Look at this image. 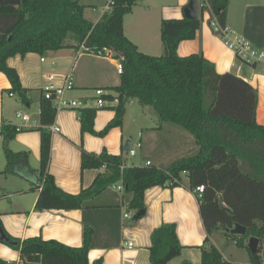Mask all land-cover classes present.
Returning a JSON list of instances; mask_svg holds the SVG:
<instances>
[{"label":"trees","instance_id":"obj_1","mask_svg":"<svg viewBox=\"0 0 264 264\" xmlns=\"http://www.w3.org/2000/svg\"><path fill=\"white\" fill-rule=\"evenodd\" d=\"M140 0H109L96 22L84 15L85 5L79 0H0V72L10 83V92L23 103H29L28 89L21 86L15 68L7 63L9 57L33 52L44 55L48 51L73 48L95 54L105 49L120 59V83L109 89V101L114 115L96 131L93 126L97 108H78L82 134L105 136L110 129L122 125L125 105L136 98L143 106H151L159 127L164 124L187 131L197 149L175 159L167 168L153 164L128 165L125 154H112L106 149L99 153L82 150L80 168L99 169L90 186L72 194L60 188L47 171L51 131L56 108L51 99H39L40 161L35 201L36 210H70L118 205L117 200L99 202L100 195L121 182L129 192L127 210L135 213L145 209L144 192L153 186L178 185L185 173L193 191L204 189L199 199V212L207 234L217 229L236 239L239 247L248 251L246 235L228 231L236 223L251 230L259 238L250 264H262L260 255L264 243V125L256 122L257 90L245 79L231 72L218 73L215 65L201 53L180 56V41L192 39L200 25L203 11L208 9L209 20L214 15L221 25L226 24L229 0H206L197 18H162L160 55L144 53L123 31L124 15L131 12ZM21 130L16 125L3 123L0 127L5 157L3 173L30 177L26 151H13L8 142ZM27 178V179H28ZM115 197L118 193L115 192ZM141 217V216H139ZM0 227L7 239L0 242L19 252L25 264H88L92 228L84 225L82 244L71 246L57 239L31 236L18 239ZM16 242V244H14ZM149 260L152 264H166L182 249L174 223H161L150 235ZM200 264H239L223 258L208 239L200 246ZM0 264L6 261L0 259ZM93 264H102L97 258ZM182 264H190L183 261Z\"/></svg>","mask_w":264,"mask_h":264},{"label":"crops","instance_id":"obj_2","mask_svg":"<svg viewBox=\"0 0 264 264\" xmlns=\"http://www.w3.org/2000/svg\"><path fill=\"white\" fill-rule=\"evenodd\" d=\"M79 1L85 5V17L92 22L100 18L108 4L105 3L102 12L93 19L92 14L87 13L89 8L87 1ZM188 1L140 0L131 12L124 15V34L142 52L153 55L162 53L160 20L182 17L183 8ZM196 1L200 17V6L204 0ZM209 14L208 9L203 11L195 37L180 41L177 54L185 56L201 53L215 65L218 73L231 72L247 80L257 90L256 122L264 125V63L248 65L239 59L219 36L213 33L208 24ZM128 16L130 17L128 30L132 37L127 34L125 27V17ZM226 25L247 43L264 50V0H229ZM116 61L113 57L83 53L73 48L48 51L44 55L30 52L24 56L15 55L7 59L8 65L16 69L21 86L28 89L30 102H21L15 93L9 96V80L0 72V127L7 123L21 128L8 142V146L13 151H26L28 167L33 171L29 178L23 177L19 165L17 174L3 173L5 161L0 133V223L3 229L18 239L41 236L44 239L54 238L71 246H80L82 229L87 225L92 228L88 264H93V261L100 257L102 264H152L149 260L152 230L163 222L174 223L177 237L183 247L180 254L166 264H182L183 261L200 264V246L204 244L206 238L226 260L250 264V260L243 261V257L238 254L244 247H239L236 239L226 236L223 229L207 234L199 212V199L191 190L185 173L181 175V180L176 186L157 185L147 188L144 192V213L138 218H133L134 211L127 210L131 194L114 189L103 192L98 199L102 203L115 199L118 205L70 210L35 209L38 190L32 186L38 182L40 161V132L37 129L40 126L41 86L49 77L60 78L61 75L72 72L74 87L65 93L66 96L82 100L83 107H94L85 103L87 98L93 96L90 92L94 88L108 91L120 83ZM111 91V94H114L113 90ZM114 105L116 102H109L97 109L93 122L96 131H100L112 119ZM16 111L27 113L29 111L30 121L24 123L16 118ZM13 113L15 120L12 117ZM51 125L58 127L59 130L52 131ZM51 125L47 171L53 175L55 183L60 188L72 194L90 186L96 174L104 171V167L82 171L80 168L82 150L99 153L106 149L112 154H125L124 146L127 141L130 148L140 142L141 147L137 149L135 156L128 157L125 154L128 165H140L146 160L161 161V150L169 153L176 148L183 152L179 156L181 157L197 149L191 134L169 124L159 127L158 118L152 107L136 104L132 98L128 99L125 105L122 125L113 127L103 137L81 133L78 108L56 109ZM182 142H191V146L183 151ZM133 159H136V162H133ZM114 191L118 193L117 197ZM125 212L130 218L123 217ZM223 237L232 239L233 244L230 246ZM126 242H132L133 245L128 247L125 245ZM247 242L248 238L245 240V243ZM229 247H234V250L231 251ZM261 248L260 255L264 264V244ZM0 259L6 261V264L8 262L14 264L21 260L17 250L2 242Z\"/></svg>","mask_w":264,"mask_h":264},{"label":"built area","instance_id":"obj_3","mask_svg":"<svg viewBox=\"0 0 264 264\" xmlns=\"http://www.w3.org/2000/svg\"><path fill=\"white\" fill-rule=\"evenodd\" d=\"M206 1V0H204ZM107 9V6H106ZM210 12V11H209ZM211 14V12H210ZM211 30L213 33L217 34L219 38L222 40V42L230 48L235 55L241 59L243 62H245L248 65H253L257 63H264V50H261L259 48L254 47L253 45L247 43L242 37L237 35L234 31H232L226 24L221 25L217 21L216 17L212 15V18L208 22ZM105 53L103 51H99L95 53V55L99 56H108L113 57V53L110 50L105 49ZM43 59V58H42ZM41 59V60H42ZM115 59V58H114ZM116 68L117 71L120 73L122 70V64L120 59H116ZM59 79V81L57 80ZM74 87V77L72 72H68L66 74H63L60 76V78L57 77H49L47 82H45L41 86V95L46 99H51L53 102V105L56 109H76L84 106V102L82 100L78 99H72L66 96V92L73 89ZM94 98L96 101V107L97 109L102 108L105 106L106 98L105 96L109 93L105 91L103 88H94ZM9 96H13V93H9ZM113 101L117 102V99H114ZM16 118H19L24 123H27L30 121V115L27 112H15ZM17 128H20L17 126ZM50 129L52 131H58V127L51 125ZM141 147V143L137 142L135 144V147L128 148L127 149V155L129 157H133L137 153V149ZM146 165L150 164L149 160H146L144 162ZM112 189L122 192L123 191V184L121 182L114 184L112 186ZM204 186L198 185L193 190L197 197H200L203 192ZM124 218H130L128 213L123 214ZM126 246L131 247L133 245L132 242H126ZM7 264H11L8 262ZM14 264H25L23 260L14 263Z\"/></svg>","mask_w":264,"mask_h":264},{"label":"rangeland","instance_id":"obj_4","mask_svg":"<svg viewBox=\"0 0 264 264\" xmlns=\"http://www.w3.org/2000/svg\"><path fill=\"white\" fill-rule=\"evenodd\" d=\"M85 1H87L86 3L88 4V9H87V13H88V15H90V14H92V17H93V19H94V17L98 14V13H100V12H102V10H103V8L105 7L104 6V4L105 3H108L107 2V0H85ZM104 6V7H103ZM94 9H96V10H94ZM129 16L128 17H125V27H126V32H127V34L130 36V37H132L131 36V34H130V32H129V30H128V27H129V25H128V20H129ZM161 54V53H160ZM160 54H155V55H160ZM151 55H153V54H151ZM108 90V89H107ZM107 92H109V93H112V91L111 90H108ZM90 94H92L93 96L92 97H90V98H87V102H85L87 105H90V106H94V107H96V101H95V98H94V91L92 90L91 92H90ZM135 102H136V104H138L139 102L137 101V99L136 98H132ZM115 103V101H107L106 100V103L108 104V103ZM153 110V109H152ZM28 113H29V111H28ZM12 117L14 118V113H13V115H12ZM14 120H15V118H14ZM187 132V131H186ZM188 133V132H187ZM189 134V133H188ZM182 150L184 151L186 148H188V147H190L191 146V142H182ZM133 147H135V144H133ZM179 147V146H178ZM161 154L160 155H162V160L161 161H159V162H155L154 160L151 162V164H153V165H155V166H158V167H160V168H167L175 159H177L179 156H180V154H182L183 152H181L180 150H177L176 148H173L172 149V151H170L169 153H167V152H165V150H161V152H160ZM127 154V153H126ZM128 156V155H127ZM129 157V156H128ZM3 158H4V161H5V157H4V154H3ZM136 159H133L132 161L133 162H136L135 161ZM12 175V174H11ZM10 176V175H9ZM222 238V237H221ZM224 238V237H223ZM230 238V237H229ZM224 240H226L227 242H228V244L231 246L232 244H233V241H232V239H225L224 238ZM264 244V243H263ZM262 244V245H263ZM230 248V247H229ZM228 248V249H229ZM234 247H231L230 248V250L231 251H233L234 249H233ZM262 249V248H261ZM261 252V251H260ZM238 254H239V256H241V257H243V261H249L250 260V254H249V251L246 249V248H243V249H241L240 251H238Z\"/></svg>","mask_w":264,"mask_h":264},{"label":"water","instance_id":"obj_5","mask_svg":"<svg viewBox=\"0 0 264 264\" xmlns=\"http://www.w3.org/2000/svg\"><path fill=\"white\" fill-rule=\"evenodd\" d=\"M183 16L187 18H197L198 17V4L196 0H189L188 3L183 8ZM129 148V141L125 143L124 150L127 151ZM144 213V210L141 209L135 213L133 218H138ZM228 231L232 234L236 235H246L248 236L247 247L251 254H255L257 252L259 246V238L251 235V230L241 224L236 223L233 228L228 229ZM0 239H7L0 227ZM16 244V242H14Z\"/></svg>","mask_w":264,"mask_h":264}]
</instances>
